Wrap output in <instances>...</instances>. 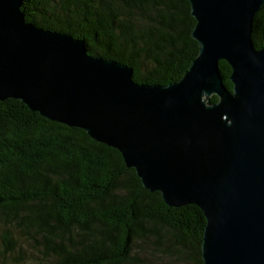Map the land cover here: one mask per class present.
<instances>
[{
  "label": "water",
  "instance_id": "1",
  "mask_svg": "<svg viewBox=\"0 0 264 264\" xmlns=\"http://www.w3.org/2000/svg\"><path fill=\"white\" fill-rule=\"evenodd\" d=\"M188 3L198 53L179 81L161 86L26 22L22 0H0V101L116 150L167 207L196 206L203 264H264V47L252 42L264 0Z\"/></svg>",
  "mask_w": 264,
  "mask_h": 264
},
{
  "label": "trees",
  "instance_id": "2",
  "mask_svg": "<svg viewBox=\"0 0 264 264\" xmlns=\"http://www.w3.org/2000/svg\"><path fill=\"white\" fill-rule=\"evenodd\" d=\"M20 10L130 67L138 84L179 81L198 53L188 0H22ZM252 42L264 47V5ZM218 67L231 90L230 67ZM204 226L196 206L167 207L145 190L116 150L0 101L1 264H203Z\"/></svg>",
  "mask_w": 264,
  "mask_h": 264
},
{
  "label": "rangeland",
  "instance_id": "3",
  "mask_svg": "<svg viewBox=\"0 0 264 264\" xmlns=\"http://www.w3.org/2000/svg\"><path fill=\"white\" fill-rule=\"evenodd\" d=\"M1 231H2V229L0 228V233H1ZM27 250H29L28 248H26ZM7 262H9V261H6V263L5 264H7ZM1 264V263H0ZM4 264V263H3Z\"/></svg>",
  "mask_w": 264,
  "mask_h": 264
}]
</instances>
